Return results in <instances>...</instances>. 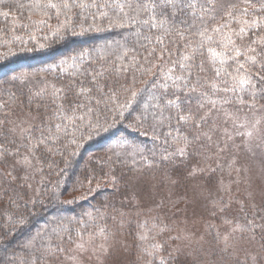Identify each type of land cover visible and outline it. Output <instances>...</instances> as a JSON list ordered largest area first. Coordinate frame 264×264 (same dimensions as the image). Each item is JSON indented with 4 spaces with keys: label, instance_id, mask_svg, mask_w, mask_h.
Returning <instances> with one entry per match:
<instances>
[{
    "label": "trees",
    "instance_id": "1",
    "mask_svg": "<svg viewBox=\"0 0 264 264\" xmlns=\"http://www.w3.org/2000/svg\"><path fill=\"white\" fill-rule=\"evenodd\" d=\"M68 2L77 4L80 0ZM95 2L101 7L83 10L73 7L71 23L66 28L61 26L67 18L64 15L57 17L55 10H49V17L44 18L43 24L39 23L41 17L34 13L29 19L27 6L34 0H4L0 4V13H9L7 17L0 14V116L7 112L11 119L13 114L20 116L25 111L30 112L34 116L31 115L30 121L34 135L39 136L41 129L47 134L50 129L59 136L54 152L49 153L41 147L37 153V165L42 169L38 174L37 195H31L24 184L13 182L6 171L0 173V264H31L34 259L38 264H51L81 236H98L101 229L104 234L113 228H118L126 237L128 264H141L143 257L153 252L151 246L154 244L162 247L151 255L149 264H161V261L164 264H193L184 255L168 251L166 244L176 228L177 217L161 192L171 189L173 194L181 197L188 195L195 185L204 197L206 191L212 196L220 183V174L199 172L193 179L190 169L206 155L209 142L202 137L181 156L177 152L180 145L174 143L173 138L188 136L192 139L200 130L179 124L176 119L169 120L167 111L161 116L159 110L150 106L172 97L174 90L180 88L175 95L180 97L178 103L182 108L203 115L206 109L198 110L200 93L211 94L207 85L213 80L219 87H225L220 81L227 79L224 71L230 69L224 66L217 78L213 66L208 63L206 50L203 56L196 57L197 67L190 72L181 69L176 62L189 51L187 40L173 35L166 39L168 51L162 59H157L159 45H156L157 52L149 58L150 63L159 67L153 68L152 74L141 77L134 65L145 62L146 50L141 44L146 41L140 33L147 34V28L129 22H125V26L111 23L119 12L113 5L123 0ZM223 2L238 5L237 11L244 7L242 0ZM261 3L264 0H253L255 8ZM248 11L252 12L253 8ZM102 12L108 14L107 18L101 15ZM257 15L264 16V12ZM222 16L223 12H220L216 20L207 21L208 28L224 23ZM245 18L251 20L254 17L241 19ZM177 21H183L180 26L187 28L192 41L199 40L194 34L204 29V21L190 14L178 17ZM81 25L87 31L82 32ZM97 27L99 31L95 30ZM239 27L237 23L231 25L232 29ZM58 28L61 29L59 32ZM69 28H74L77 34L73 35ZM258 35H264V27L250 29L244 41L237 38V44L243 47ZM216 39L219 40V36ZM126 49L129 56L119 58ZM60 59H66L68 63L63 71L49 68ZM202 60L203 71H200ZM168 67H174V72L166 79L160 69L166 72ZM43 74L56 88L63 89L59 98L52 96L53 87L46 93L38 92L27 87L22 79ZM195 80L201 85L197 92L182 87L186 81ZM165 85L168 87L166 95ZM82 89L90 91L83 94ZM133 89L138 90V96L126 106ZM240 95L248 99L246 93ZM225 97L238 104L231 92H218L214 98ZM59 105H63V109L58 112ZM261 105L264 100L258 101V106ZM224 107L231 109L233 105ZM66 113H75L76 117L83 116L84 119L73 117L69 123L63 120ZM143 116H147V120H142ZM221 117L222 113L213 112L203 130L215 128L219 132ZM58 123L61 128L57 132L55 125ZM218 132H215L217 140L220 139ZM0 142L15 152L19 139L17 137L13 142L10 134L7 140L0 136ZM261 151L264 156V150ZM169 153L172 155L168 160L161 159ZM13 160L12 156L0 159V170L10 168ZM214 199H207V203L213 204ZM209 206L204 207L207 215L211 211ZM254 214L257 213L254 211L250 217ZM57 233L63 240L58 239ZM144 234L147 239L141 240L140 236ZM256 244L259 245V236ZM48 248L63 251L54 257L43 255ZM158 255L163 258L158 260ZM234 264H244V257Z\"/></svg>",
    "mask_w": 264,
    "mask_h": 264
},
{
    "label": "snow or ice",
    "instance_id": "2",
    "mask_svg": "<svg viewBox=\"0 0 264 264\" xmlns=\"http://www.w3.org/2000/svg\"><path fill=\"white\" fill-rule=\"evenodd\" d=\"M3 2L4 0H0V4H3ZM242 3L244 7L240 8L239 11H237L238 5L224 3L223 0H204V3H199V0H123L122 3L113 5L119 9V12L116 13L115 19L111 23L125 26V22H129L139 24L141 28H147V34L140 33L142 39L146 41V43L141 44V47L146 50L145 62H137L134 65L141 77L145 74H152L153 68L159 67L155 63H150L149 58L153 57L154 53L157 52L156 45H159L160 55L157 59H162L164 53L168 51L166 39L173 35L179 37L180 40H187L186 46L189 51L183 54L180 60L176 62L181 69L189 70L190 72L192 68L197 67L195 64L196 57L198 55L203 56L205 50L208 53V63L213 66L217 78L221 76L224 66L230 69L229 71H224L227 79L220 81L225 87H219L217 81L213 80L207 85L212 90L211 94L207 92L200 93L201 100L198 110L206 109L203 115H198V112H193L191 109L184 110L182 108V105L178 103L180 97L175 95L176 92L181 90L180 88L174 90L172 97L153 103L150 106L153 109L159 110L161 116L167 111L169 113L167 119L169 120L176 119L179 124L192 126L200 130L192 139L188 136L173 138V142L180 145L177 148V152L181 156L186 154V150L194 141L200 140L202 137L211 146L216 129L212 128L204 131L203 125L208 122L213 112L222 113L225 124L229 121L231 122V127L225 128L223 132L224 145L222 147L219 144L216 145L218 152L227 151L229 142H234V138L237 136L242 138L246 151H252L254 148L264 150V111H262L264 105L258 107V101L264 100V35H258L256 39H252L243 47L237 44V38L240 41H244L250 29L264 27V16L257 15L258 12H264V3H261L259 8L253 6V0H242ZM27 7L30 11L29 19H31V14L34 13L41 17L39 21L41 24L45 23V17H49V10H55L57 17L64 15L67 18L65 24L61 26V28H66L71 23L72 17L70 14L73 11V7L83 10L90 7L100 8L101 5L97 4L95 0H92L91 3H87L86 0H80L77 4H70L68 0H62L59 3L56 0H34V3ZM249 8H253V11L249 12ZM220 12H223L221 18H224V23L209 29L207 21L216 20L217 14ZM0 14L5 17L9 15L8 12ZM189 14L205 22L204 29L194 34L199 37L198 41H192L188 37L187 28L180 26L183 24V21H177L178 17H186ZM101 15L105 18L108 16L106 12H102ZM248 16H253L254 18L251 20L246 18L241 19ZM233 23L240 25L238 30L231 28ZM60 30L58 28L57 32ZM68 30L73 35L77 34L74 28H69ZM95 30L99 31L100 28L97 27ZM81 31H87V29L81 25ZM216 36H219V40L216 39ZM40 47H44V45ZM127 56H129V50L126 49L121 53L119 58ZM241 57H243L242 60L240 59ZM133 59L135 60V57ZM229 61L232 63L229 64ZM203 63L204 61L202 60L199 65L200 71H203ZM160 71L167 79L174 72V67H168L166 72L163 69H160ZM176 79H180V77ZM182 87L189 92H197L201 85L199 80H195L186 81ZM88 91L90 90H81L83 94H87ZM125 91H129V89H125ZM62 92L63 89L53 86V97L59 98V94ZM218 92L233 93L236 96L238 104H234L233 100L226 97L220 99L214 98ZM167 93L168 87L165 85L164 94L166 95ZM240 93H246L248 99H245ZM137 96L138 90H131L126 106H130ZM229 104L233 105L231 109L224 107V105ZM62 109L63 105H59L58 112ZM249 112L252 113L251 118L248 115ZM155 115L154 112L153 116ZM73 117L79 120L84 119L83 116L76 117L75 113H66L63 120L70 123ZM31 119L30 114L18 120H11L7 112H4L3 116H0V136L7 140L11 134L13 142H15L17 137L19 139L15 152L9 151L8 147L3 142H0V159L12 156L17 165L32 169L33 172H39L42 169L37 167V164H39L37 153L41 147L45 148L49 153L54 152V145L59 136L52 133L50 129L47 131V134L44 129H41L39 136L34 135L30 123ZM142 120H147V116H143ZM9 124L11 127H6ZM55 127L58 132L61 124L58 123ZM72 142L74 143L75 139ZM171 155L169 153L162 156L161 159L168 160ZM235 162V159H233L232 163ZM203 171V168H193L191 175H196L198 172ZM7 175L12 177V180L16 179L11 171ZM27 179L26 175L25 180ZM230 206V203H222L218 211L224 213ZM240 211L244 212L243 204H241ZM213 214L215 215V213ZM256 215L254 214L252 217H249L245 212L243 218L239 216L232 218L224 216L222 218L223 225L226 226L225 230L221 231L217 228L213 236V240L220 246L219 251L222 254L235 257L243 251L244 264H261L264 261V217H260L259 222H257ZM161 231H164V229H161ZM100 234H103V229L100 230ZM209 235H212V233L209 232ZM258 236V248L244 247L245 244L254 246L258 242ZM57 237L63 240V236L59 233H57ZM95 238V234H90L87 240L81 236L79 241L75 242V248L82 254L88 250V246L94 242ZM106 239L107 237L105 236ZM140 239H147V235H141ZM100 247L104 251H107L103 245ZM151 247L153 252L147 253L148 255H154L155 252L161 249L162 245L154 244ZM62 251L63 249L60 248H48L43 255L54 257L57 252ZM72 258L75 259V257ZM31 264H38V260H32ZM161 264H164V261H161Z\"/></svg>",
    "mask_w": 264,
    "mask_h": 264
},
{
    "label": "rangeland",
    "instance_id": "3",
    "mask_svg": "<svg viewBox=\"0 0 264 264\" xmlns=\"http://www.w3.org/2000/svg\"><path fill=\"white\" fill-rule=\"evenodd\" d=\"M67 64L66 59H60L56 64H51L49 68L54 71H63ZM22 79L27 87L38 92L46 93L54 86L46 77V74L32 77L25 76ZM29 114L32 115L27 111L20 116L13 114L11 120L23 119ZM248 114L251 118L252 113L249 112ZM219 121L221 123L218 122V124H222V126L219 128V132H215L220 134V139H216L218 134L215 133L212 145L207 150L206 155L201 158L200 163L190 169L191 173L193 168H203L202 173L212 174L217 172L220 174V183L217 189L212 191L213 195L210 196L211 193L206 191L205 195L207 196L204 197V194L195 185L190 188L188 195L183 194L181 197L173 194L171 189H162L161 192L164 197L163 200H167L169 206L174 208L177 217L175 221L177 222L176 228L166 244L168 251L184 255L193 264H234L236 260L244 257L243 251L235 257L225 256L219 251L220 246L213 240L215 229L225 230L226 226L223 225L222 219L224 216L243 218L246 212L250 217L255 211L258 214L257 222H259L260 217H264V156L262 151L259 148L246 151L242 138L237 136L234 138V142H229L227 151L218 152L216 145L219 144L222 147L225 143L224 129L231 127L230 121L227 124L224 123L223 114ZM233 159H235V163H232ZM10 164V168H4V171L0 170V173L6 171L7 175L9 171L13 172V175L18 179L13 182L24 184L31 195H37L40 181L39 172H33L32 169L17 165L15 159ZM37 167L39 168L38 165ZM205 174L203 175L205 176ZM26 175L27 180H25ZM196 175H192L193 179ZM170 184L172 183L170 182ZM209 198H215V202L213 204L207 203ZM205 200L208 206L210 204L211 211L209 215L204 212V207L206 209L207 206L204 205ZM222 203H230L231 205L224 213L218 211ZM241 204L244 205V212L240 211ZM209 232L212 235H209ZM105 236L107 237L106 240ZM84 239L87 240L88 237ZM126 242V237L121 231L118 228H113L109 233L96 236L86 252L81 254L74 244L60 259L51 264H128L126 252L128 245H126ZM101 245L107 251L101 249ZM244 247L258 248L259 245L245 244ZM72 257H75V259ZM126 258L127 260H125ZM162 258V255L157 257L158 260ZM150 259L151 255L143 257L141 264H149Z\"/></svg>",
    "mask_w": 264,
    "mask_h": 264
}]
</instances>
